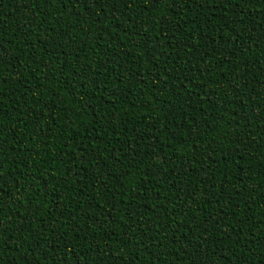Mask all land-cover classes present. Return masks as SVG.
<instances>
[{"label": "trees", "instance_id": "1", "mask_svg": "<svg viewBox=\"0 0 264 264\" xmlns=\"http://www.w3.org/2000/svg\"><path fill=\"white\" fill-rule=\"evenodd\" d=\"M0 54L4 262L264 264V0H0Z\"/></svg>", "mask_w": 264, "mask_h": 264}, {"label": "snow or ice", "instance_id": "2", "mask_svg": "<svg viewBox=\"0 0 264 264\" xmlns=\"http://www.w3.org/2000/svg\"><path fill=\"white\" fill-rule=\"evenodd\" d=\"M70 3L73 4H79L81 3V0H69ZM88 0H84V3L87 4ZM216 0H142V3H144L145 8H147L149 5H151L152 7H160L161 5H167L169 7H171L172 5H176L178 3H184V4H195L197 6H199L200 8H204L205 5L207 4H211V3H215ZM246 2H250V0H246ZM225 3H233V0H225ZM235 4L236 6H239L240 4V0H235ZM166 30V26L165 25H161V33H163ZM239 38H237L236 43H239ZM7 59L3 54H0V64L2 63H6ZM179 78V77H177ZM184 81L181 80V83H183ZM7 83L6 79H0V97H2L3 95V87L2 85ZM239 84V81H237V85ZM0 103H2V100H0ZM210 159V157H209ZM3 167H4V161L2 158V151H0V171H3ZM2 199V198H0ZM10 225L8 227L5 226L4 224V219L2 216H0V264H7V262L3 261V253L6 249V245H8L9 241L5 238L6 234L10 231ZM47 230H41L40 232H37L36 235L40 238H43V236L45 235V232ZM54 243V241H50L49 242ZM23 247V243H21L18 247H14V250L19 252L20 248ZM51 252L55 253L56 249L55 248H51L50 249ZM25 251H27V249H25ZM42 255H47L46 252H42ZM57 258L60 261V264H68V260L71 258L69 253L65 252L64 257H59L57 254ZM24 262L25 264H33V260L30 259L28 256L24 257ZM50 264H56V260L53 259L50 261Z\"/></svg>", "mask_w": 264, "mask_h": 264}]
</instances>
